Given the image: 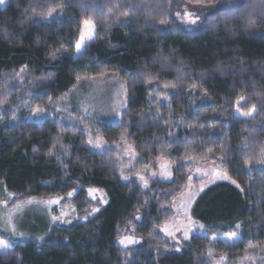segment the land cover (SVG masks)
<instances>
[{"label":"trees","instance_id":"16d2710c","mask_svg":"<svg viewBox=\"0 0 264 264\" xmlns=\"http://www.w3.org/2000/svg\"><path fill=\"white\" fill-rule=\"evenodd\" d=\"M173 1L9 0L0 8V106L30 97L31 111L47 109L83 81L116 76L128 88L127 110L120 124H97L96 137L108 144L126 139L139 170L162 159L176 168L171 182L143 191L122 182L115 152H92L87 129L94 123L79 113L68 122L1 124L0 185L17 202L81 189L72 205L84 218L92 209L85 191L95 189L108 204L91 221L54 229L41 243H10L0 264H264V0H241L193 32L177 22ZM181 1L216 7L223 0ZM85 21L96 36L76 58ZM168 88L174 92L163 103ZM193 89L204 102L191 101ZM240 97L239 113L251 112L249 120L236 117ZM187 161H220L244 191L225 183L205 191L192 218L208 235L170 253L159 230L187 187ZM130 227L143 243L124 251L117 241ZM227 236L239 242L227 246L219 240Z\"/></svg>","mask_w":264,"mask_h":264},{"label":"rangeland","instance_id":"374dc122","mask_svg":"<svg viewBox=\"0 0 264 264\" xmlns=\"http://www.w3.org/2000/svg\"><path fill=\"white\" fill-rule=\"evenodd\" d=\"M8 2L9 0H5V3L0 5V8L4 9ZM240 2L241 0H223L216 7H196L189 6L181 0H174L172 10L179 25L186 31L193 32L201 28L208 15L215 14L220 10L233 9ZM186 13H190L191 18L196 20L195 24L190 22ZM82 35L84 40L80 52L76 50V58H80L86 47L94 41L96 36L95 25L94 27H89V25L84 24ZM89 36L91 39H89ZM173 92L174 89L172 88L163 90L164 97L161 102L167 103ZM128 97L127 85L116 76L101 80H87L81 82L60 102L51 104L48 107L49 109L44 108V112L40 114H36L35 109L31 111L33 98L30 97L27 103L21 104L19 102L13 105L0 106V125L8 123L14 126L23 118L29 119V122L32 123L44 122L47 119H65L68 122V120L75 119V113H79L83 118L94 123L87 129L89 136L88 145L92 152L99 154L110 151L115 152L118 155L119 175L122 182L136 185L146 191L153 183L171 182L174 178L175 166L168 160L162 159L154 168L139 170L138 156L126 139L117 144H108L96 137L97 124L121 123L127 110ZM191 98V101L194 99L193 103L195 105L205 101L197 89L191 91ZM236 117L249 120L253 115L244 116L239 113L236 114ZM90 140L93 141V144L89 143ZM96 142L101 144L100 148L94 146ZM184 165L191 168L187 187L182 194L172 201V217L159 230V234L169 245L168 252L170 253H182L193 237H206L208 235L205 227L192 218L195 203L205 191L223 183L237 188L231 182L232 179H230L220 161L206 163L187 161ZM80 192L81 189H78L64 198L31 200L21 203L16 201L17 198L8 194L4 185H0V237L9 245L11 251L13 247L10 243H41L49 232L54 229H73L78 225L91 221L107 206L108 198L102 191L95 189L86 190V198L92 204V209L87 217L80 218L77 208L72 205V202ZM122 240L124 243H121ZM129 240L133 242L129 243ZM219 240L231 247L239 242L238 238L231 236L223 237ZM142 243V239L136 234L135 227H130L119 233L117 246L124 251H128L141 246ZM215 264H228V261L219 259ZM242 264L254 263L244 262Z\"/></svg>","mask_w":264,"mask_h":264},{"label":"snow or ice","instance_id":"6c2138e0","mask_svg":"<svg viewBox=\"0 0 264 264\" xmlns=\"http://www.w3.org/2000/svg\"><path fill=\"white\" fill-rule=\"evenodd\" d=\"M4 3H5V0H0V5H3ZM49 15H51V13H49ZM186 16L189 17L191 23H193V24L196 23V20L191 18V14L190 13H186ZM161 23H163V21H161ZM85 24L89 25V27H94V25L92 24L91 21H85ZM89 39H91L90 36H89ZM83 40H84V37L82 35L81 36V41L76 44V50H77V52H80L81 46H82V43H83ZM243 99H244L243 97H240V99H238L236 101V104H237V114H239V107L241 106V102L243 101ZM34 111H35L36 114H40V113L44 112V109L36 108ZM247 115L251 116L252 113L249 112V113H247ZM89 143L90 144H93V141L90 140ZM94 146L96 148H100L101 147V144L99 142H96ZM259 162L260 163H264V160H261ZM141 179H143V177H141ZM231 182L237 188H240V185L235 180H232ZM240 191L243 192L244 189L240 188ZM249 191H251V189H249ZM201 227H203V226H201ZM237 227H239V225H237ZM131 242H133V241L129 240V243H131ZM121 243H124V241L122 240ZM9 251H10L9 245L7 243H5L3 240H0V254H7Z\"/></svg>","mask_w":264,"mask_h":264}]
</instances>
